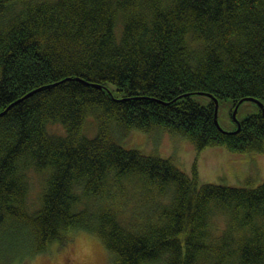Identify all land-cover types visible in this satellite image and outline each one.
Instances as JSON below:
<instances>
[{
    "label": "trees",
    "instance_id": "16d2710c",
    "mask_svg": "<svg viewBox=\"0 0 264 264\" xmlns=\"http://www.w3.org/2000/svg\"><path fill=\"white\" fill-rule=\"evenodd\" d=\"M248 97L264 104V0H0L5 261L81 231L112 264H264V183H200L121 143L168 130L263 151L261 107L234 131L215 120L216 99Z\"/></svg>",
    "mask_w": 264,
    "mask_h": 264
},
{
    "label": "rangeland",
    "instance_id": "374dc122",
    "mask_svg": "<svg viewBox=\"0 0 264 264\" xmlns=\"http://www.w3.org/2000/svg\"><path fill=\"white\" fill-rule=\"evenodd\" d=\"M194 99L203 105L211 100L202 94L194 95ZM234 109V102L231 99L219 101L218 120L221 128L226 131H234L238 122L259 112L260 105L252 100L242 101L236 113L237 119L233 117ZM51 130L62 132L63 129L56 124ZM121 143L127 148H139L145 154L154 153L172 158L177 167L186 174L192 176L197 173L200 183L235 186H244L249 182H252L254 186L264 183V149L259 152H241L231 150L224 145H210L198 149L187 137L168 130L148 133L133 129ZM42 179V175L31 176L29 195L31 207L38 206L40 203L39 192ZM8 250V248L0 250V264H112L108 260L101 240L89 232H77L68 243L53 244L49 251L21 262L18 259L6 262L4 254L7 255Z\"/></svg>",
    "mask_w": 264,
    "mask_h": 264
},
{
    "label": "water",
    "instance_id": "95a60500",
    "mask_svg": "<svg viewBox=\"0 0 264 264\" xmlns=\"http://www.w3.org/2000/svg\"><path fill=\"white\" fill-rule=\"evenodd\" d=\"M244 100H253V101H255L256 103H258V104L260 105V107L262 108V112H263V114H264V104H263V102H262L261 100H259V99L248 97V98H245V99L240 100L239 103L237 104V106L235 107V109H234V111H233V117H234L235 119H237V117H236V113H237V110H238V106H239V104H240L242 101H244ZM215 102H216V104H215V120H216V123L219 124V120H218V106H219V103H218V100H217V99H216ZM238 123H239V122H238ZM219 125H220V124H219Z\"/></svg>",
    "mask_w": 264,
    "mask_h": 264
}]
</instances>
